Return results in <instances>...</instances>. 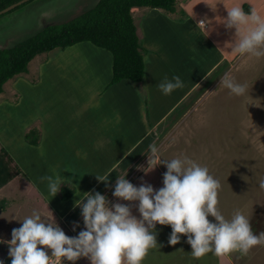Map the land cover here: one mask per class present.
Returning <instances> with one entry per match:
<instances>
[{
  "label": "rangeland",
  "instance_id": "obj_1",
  "mask_svg": "<svg viewBox=\"0 0 264 264\" xmlns=\"http://www.w3.org/2000/svg\"><path fill=\"white\" fill-rule=\"evenodd\" d=\"M211 1L195 0L191 3L197 9H203ZM221 1L220 7L225 14L221 18L206 15V20L216 19L219 21L217 24L225 25L223 22L228 17L225 6H240L242 2L247 3L244 6L245 12L251 11V5L264 17V0H218L217 4ZM97 2L32 0L21 8L17 7L0 17V50L11 48L34 36L47 25L64 24L74 16L92 9ZM143 25L146 30L148 22ZM235 38L236 31L231 43H228L230 52L232 45L229 44H233ZM199 43L210 49L204 38L199 41L196 36L194 47H199ZM141 45L144 49L143 41ZM112 56L110 51L98 48L91 42L79 43L66 49L57 48L37 56L29 64L27 74L16 76L4 86V89L7 86L8 91L16 89L17 100L10 103L13 97L6 92L2 97L7 104L2 106L0 98V148L4 147L11 154L22 173H25L24 176L36 183L42 191L41 196L58 213L66 207V200L60 197L66 196L67 192L74 194L68 206L83 200L84 194H104L107 190L104 184L94 187L99 181L96 176L102 178L117 163L122 153L126 152L135 135L139 134L137 120L128 112L126 124L134 134L127 136L126 141L121 142L117 137L119 134H114V123L110 117L103 116L99 120V110L103 111L105 105L112 103L118 110L125 107L124 101L128 103V95L120 94L117 100L114 90L106 94L105 84L111 82L113 73L111 68L109 70ZM228 73L236 82L247 85L244 96H235L227 88L220 87V79L212 91L192 111L186 113L183 124L155 144L163 160L187 156L197 164L206 166L221 185L218 193L219 211L226 219H231L237 210L241 211L249 220L253 233L259 235L264 232V190L259 187V181L264 180V56L256 58L238 55ZM201 74H195L194 81ZM103 92L106 93L101 96ZM118 116L123 119L121 114ZM81 126L87 129L82 143L79 141ZM25 128L32 131L27 140L29 143L40 139L41 132L43 152L28 146L25 138L28 131L23 133ZM95 128L97 131L102 128L106 130V135L102 132L99 134L102 139L97 143H93L94 139L97 140ZM114 139L115 143H112ZM63 144L72 151V155L63 153L66 151ZM82 150L85 151L83 154L80 153ZM149 151L130 167L132 174L128 173L121 178H126L137 188L147 184L158 191L164 186L166 166L161 163L147 174L138 170L148 168ZM137 157L134 156L133 161ZM46 175H60L69 182L63 183L61 191L53 197L48 191L47 182L41 180ZM72 181L77 185L70 183ZM112 196L113 192L106 196L107 200L110 201ZM45 204L43 201L42 205ZM26 211L29 213V208ZM208 219L216 223L214 217L209 216ZM42 220L49 222L46 216H42ZM164 231L165 228L156 233L157 243H161V247L169 244L168 233L162 238ZM187 240L186 235L180 236L182 243L176 249L177 256H170V250L162 252L160 247L161 251L151 254V259L157 263L165 255L169 257V264H193L190 261L194 258L191 255L192 248ZM10 241H0V264H11ZM55 264H61V261H55ZM63 264L71 262L65 260ZM194 264L200 262L195 261ZM211 264H216L213 258ZM222 264H264V244L253 247L246 255L232 252L223 257Z\"/></svg>",
  "mask_w": 264,
  "mask_h": 264
},
{
  "label": "clouds",
  "instance_id": "obj_2",
  "mask_svg": "<svg viewBox=\"0 0 264 264\" xmlns=\"http://www.w3.org/2000/svg\"><path fill=\"white\" fill-rule=\"evenodd\" d=\"M227 11L228 17L223 23L228 29H236L235 42L229 44L231 52L256 58L264 56V17L255 8L250 14L240 6L227 8ZM198 26L206 28V21ZM220 81V87L235 96L247 93V85L236 82L228 72ZM157 87L169 95L184 84L179 76H173L172 79L165 77ZM149 149L148 168L138 170L147 174L163 163L167 168L164 186L158 191L147 184L137 188L126 178H118L113 193L118 200L138 202L142 219L133 216L127 205L115 203L109 207L107 198L98 192L84 194V199L78 200L76 206L82 209L86 230L81 231L78 238H70L56 223L42 220L40 212L33 210L21 220L22 226L12 231L8 242L11 264H55V261L63 264L65 260L74 264L81 257L89 259L91 264H142L148 251L157 246V224L171 226L169 243L172 246L180 243L181 235H186L191 255L197 259L208 253L224 257L238 251L246 255L253 247L264 244V232L254 234L241 211L237 210L231 219H226L219 211L221 185L206 166L187 156L163 160L155 143L149 145ZM41 180L47 182L51 196L61 191L63 178L60 175H46ZM259 187L264 190V180L259 181ZM209 216L214 217L216 223L210 222Z\"/></svg>",
  "mask_w": 264,
  "mask_h": 264
},
{
  "label": "crops",
  "instance_id": "obj_3",
  "mask_svg": "<svg viewBox=\"0 0 264 264\" xmlns=\"http://www.w3.org/2000/svg\"><path fill=\"white\" fill-rule=\"evenodd\" d=\"M192 1L195 0H178L176 12L174 14L151 8H133L131 11L137 27L139 39L143 41L146 49V53L144 54L145 77L142 82L123 80L110 87H108L110 82L105 84V86H107L105 88L107 93L103 92L101 96L104 93L110 94L111 91L114 90L113 92L117 100L120 94L122 96L128 95V103L124 101L125 107L123 109L118 108V110L115 109V105L112 103L105 105L103 111L99 110V120L103 119V116L110 117L114 123V134H119L117 137L120 138L121 142L126 141L127 136L134 134L130 126L126 124V112H128L133 119L137 120L139 134L135 135L130 146L126 149V152L122 153L117 163L104 174L102 178L105 182L99 180L94 186L99 187L104 184L107 190L102 195L105 197L112 192L114 193L118 178L131 173L130 167L137 163L143 155H146L149 150V145L155 142H161L162 138L167 137L176 127L183 124L186 113L192 111L196 105L212 91V87H214L224 74L231 69L233 62L238 57V55L230 52L228 48V43H231L230 41L234 38L236 29L228 30L225 25L221 23L217 24L219 23L218 20H206V18H204L206 15L211 17L219 16V18H221L222 15L225 14L221 10L222 7H220L222 6V1L217 4L218 0H213V2L211 1L205 5L203 9H197L195 5L191 3ZM245 5H247V3L242 2L240 7H243L244 10ZM225 8L227 9L229 6H225ZM250 8L252 9L251 5ZM245 13L250 14V10ZM196 17L198 20H196ZM201 21H206V28H199L198 25ZM214 21H216V24H213ZM147 22L148 26H146V31L143 24ZM196 36L199 41L201 38H204L210 49L204 47L201 43H199V47H194ZM112 66L113 58L111 65H109V70L110 68L112 69ZM197 73L202 74L194 81V75ZM173 76H179L184 87L174 90L169 95H165L160 91L157 85L163 81L165 77L172 79ZM205 76H207L208 79H205ZM4 91V94H0L2 106L7 104L2 97L5 96L6 92L13 97L10 103L17 100V94L15 93L16 89L12 88L8 91L6 86ZM108 112L112 114L108 115ZM120 114L123 119L118 116ZM122 126L123 130L121 129ZM25 131H28L25 138L26 141H29V135H31L32 131L26 128L23 130V133ZM101 132L106 135L105 129L102 128L100 131H97L96 128L94 129L97 140L94 139L93 143H97L102 139L99 136ZM120 132L122 133L120 134ZM86 133L87 129L81 126V139L79 140L81 143ZM40 135V139L31 140L30 143L27 142L28 146L36 147L39 152H43L41 132ZM117 137H115V139ZM65 138H67V135H65ZM61 139H63L62 135ZM115 139L111 142L115 143ZM45 142L46 140L44 139V143ZM63 146L65 145L63 144ZM65 147L66 151L63 153L72 155V151L68 150L67 146ZM3 149L7 151L2 147L0 148V153ZM84 152V150L80 151L81 154ZM134 156H136L137 159L133 161L132 158ZM127 161L130 162L124 165ZM14 162L13 160V166H16L21 171L19 165ZM24 175L25 173L21 171L18 176L0 188V241L11 240L13 229H19L22 226L21 220L31 215L33 210L39 211L44 217L46 216L49 222L53 224L56 223L68 237L78 238L79 233L86 230V225L83 220L82 209L77 207L76 204L74 206H68V201L73 198V192H67L66 197H64V195L60 197L66 200L64 201L66 207L61 213H58L54 208L53 210L50 207L46 198L43 195L41 196L42 191L36 183L32 182L30 178H26ZM65 182L69 181L63 180V183ZM70 183L77 185L76 182L73 181ZM43 201L46 202L47 205H42ZM108 202L109 207L115 203L127 205L132 209L133 216L137 219H142L138 211V202L118 200L114 195ZM28 208L30 210L29 213L26 211ZM164 228L165 231L162 238L165 233H168L167 236L170 238L172 234L171 226L157 224L155 233L158 234L159 231H162ZM181 243L180 241V243L175 246L170 245V243L163 244L162 247L161 243H157L156 247L148 251L142 264H169L167 263L169 257H164L165 255H163L159 259V262L156 263L151 259V254L156 251L162 250V252H165L170 250V256H177L178 253L176 249ZM49 254H51L50 250ZM211 258L215 260L216 264H222L223 262V257H217L213 253H208L207 256L198 259L192 258L190 261L193 264L195 261L200 262V264H211ZM206 261H209V263H206ZM71 264H73V262H71ZM74 264H91V261L81 257L79 260L75 261Z\"/></svg>",
  "mask_w": 264,
  "mask_h": 264
},
{
  "label": "trees",
  "instance_id": "obj_4",
  "mask_svg": "<svg viewBox=\"0 0 264 264\" xmlns=\"http://www.w3.org/2000/svg\"><path fill=\"white\" fill-rule=\"evenodd\" d=\"M20 1L0 0V11ZM177 1L98 0L92 9L74 16L64 24L47 25L34 36L11 48L0 50V94L4 92L8 81L29 72V64L37 56L82 42H91L112 53L113 74L108 87L123 80L142 82L145 77L146 49L141 45L131 11L133 8H151L174 14ZM23 6L25 4L18 8ZM20 173L3 149L0 153V188Z\"/></svg>",
  "mask_w": 264,
  "mask_h": 264
},
{
  "label": "water",
  "instance_id": "obj_5",
  "mask_svg": "<svg viewBox=\"0 0 264 264\" xmlns=\"http://www.w3.org/2000/svg\"><path fill=\"white\" fill-rule=\"evenodd\" d=\"M30 1H32V0H22V1L18 2V3H16V4H13V5L7 7L6 9L0 11V16L13 11L14 9H16L17 7H19V6L23 5V4L29 3Z\"/></svg>",
  "mask_w": 264,
  "mask_h": 264
}]
</instances>
